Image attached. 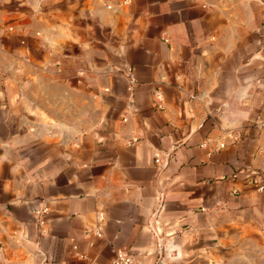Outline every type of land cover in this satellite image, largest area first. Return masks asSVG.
Instances as JSON below:
<instances>
[{"label": "crops", "instance_id": "1", "mask_svg": "<svg viewBox=\"0 0 264 264\" xmlns=\"http://www.w3.org/2000/svg\"><path fill=\"white\" fill-rule=\"evenodd\" d=\"M255 179L264 0H0V264H264Z\"/></svg>", "mask_w": 264, "mask_h": 264}, {"label": "built area", "instance_id": "2", "mask_svg": "<svg viewBox=\"0 0 264 264\" xmlns=\"http://www.w3.org/2000/svg\"><path fill=\"white\" fill-rule=\"evenodd\" d=\"M155 99L157 101V104L155 105L156 108H160L159 102L161 101V95L160 93L156 92L155 93ZM223 145H220L219 148H222ZM154 162L156 164H160V160L158 157L155 158ZM256 190L258 192H263L264 191V183H259L257 179L252 181ZM44 212V211H42ZM100 219H102V216H100ZM109 264H133V256L131 253L127 250L124 249H118L115 251L113 259L110 261Z\"/></svg>", "mask_w": 264, "mask_h": 264}]
</instances>
